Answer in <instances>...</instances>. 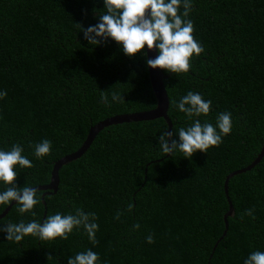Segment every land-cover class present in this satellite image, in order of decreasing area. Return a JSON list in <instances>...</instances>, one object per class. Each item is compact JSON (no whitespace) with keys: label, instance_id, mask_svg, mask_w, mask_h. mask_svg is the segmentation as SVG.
<instances>
[{"label":"trees","instance_id":"obj_1","mask_svg":"<svg viewBox=\"0 0 264 264\" xmlns=\"http://www.w3.org/2000/svg\"><path fill=\"white\" fill-rule=\"evenodd\" d=\"M191 5L187 19L204 52L193 56L186 74L162 70L169 76L164 83L171 131L178 135L193 122L175 106L192 91L212 101L209 114L199 118L202 124L215 126L221 112L231 113L230 134L189 160L179 151L162 152L159 137L169 131L164 118L103 128L81 157L62 166L56 192L43 197L45 191H37L35 216H21L15 205L0 219V227L42 222L46 210L47 218L81 208L98 217V243L82 228L52 242L33 237L10 242L0 232V264H68L89 249L98 254L97 264H244L252 252H264V155L229 178L234 213L219 239L229 208L225 178L248 166L264 142V0H191ZM103 14L104 0H0V92H7L0 99V150L20 145L33 164L16 166L17 189L49 183L55 162L78 150L93 125L157 105L147 56L130 59L110 38L96 46L84 39L78 25L95 26ZM100 91L108 93L110 106ZM113 92L124 102L111 103ZM45 139L51 153L37 159L35 146ZM8 206L0 205V214ZM248 209L255 219H241ZM117 212L124 213L119 220ZM149 235L152 244L146 242Z\"/></svg>","mask_w":264,"mask_h":264},{"label":"clouds","instance_id":"obj_2","mask_svg":"<svg viewBox=\"0 0 264 264\" xmlns=\"http://www.w3.org/2000/svg\"><path fill=\"white\" fill-rule=\"evenodd\" d=\"M181 6L182 14L179 13ZM191 7V0H104L105 14L99 16L98 24L87 29L78 26L90 45L96 46L110 38L121 46L123 53L130 59L138 53L147 56L143 52L145 47L149 51L155 48L158 55L155 59L146 60L147 68L183 75L190 70L193 56L198 57L204 52L203 46L193 36L192 21L187 19ZM6 95V91L0 92V99ZM100 99L105 106H110L107 92L100 91ZM122 102L124 100L119 93L111 94V103ZM211 105V100H205L196 92L189 91L183 96L175 106L193 122L187 128H179L178 135L173 131H163L159 137L162 152L172 155L179 151L185 159L190 160L196 152L206 153L210 148L218 147L222 138L232 130V119L231 113L221 112L215 126L206 121L202 124L199 118L209 114ZM173 136H178L179 141ZM51 148V141L45 139L35 146L34 155L42 160L50 155ZM22 153L20 145H13L9 151L0 150V183L6 186V190L0 192V205H9L15 201L21 216H35L33 209L40 203L37 190L26 185L17 189L14 184L17 165L22 169L33 167L32 162ZM132 208L133 205L129 203L127 211L131 212ZM123 214L117 212L115 218L119 220ZM244 215L255 219L252 209L246 210L241 219ZM97 219L95 213H85L81 208H76L74 214L62 215L57 212L49 215L42 224L35 219L27 223L24 220L8 223L0 227V232L6 233V240L10 242L19 243L26 237L52 242L57 239L67 240L74 229L82 228L89 241L95 245L98 243ZM139 228V224L134 225V229ZM146 242L154 243L153 236H147ZM98 261V254L89 249L69 258L68 264H97ZM244 264H264V252H252Z\"/></svg>","mask_w":264,"mask_h":264},{"label":"water","instance_id":"obj_3","mask_svg":"<svg viewBox=\"0 0 264 264\" xmlns=\"http://www.w3.org/2000/svg\"><path fill=\"white\" fill-rule=\"evenodd\" d=\"M145 49L147 53V59H155L156 56L158 55V51L155 48L151 51H149L147 47H145ZM148 73H149L151 87H152V90L157 100V107H154L153 109L145 110V111L114 115L112 117H108L98 122L97 124L93 125L89 130L87 138L85 139L84 143L78 150L62 157L61 159L55 162L53 166V171H52L50 182L44 185L33 187L35 190L45 191V193L43 194V197L46 196L47 192L48 193L56 192L58 190L59 183H60L59 171L62 168V166L81 157L86 152V150L90 147L96 135L105 127H108L114 124L124 123V122H138V121H144V120H154L157 118H164L169 126V131L172 130L173 122L168 114L169 107H170V99H169V95H168V92L166 90L165 83H164V81L167 80L169 76L164 75L161 69L148 68ZM263 155H264V142H263L260 153L248 166H245L241 169H237L226 176L223 186H224V192L227 196L226 198L229 204V208L223 216L225 230L219 239H222L226 235V231L228 228L227 218L232 216L234 213L233 205L228 197L229 178L235 174L250 170L254 165H256L259 162V160L261 159ZM43 204L47 207L46 201L44 200V198H43ZM15 205H16L15 201H12L9 204V206L4 210V212L0 214V219L5 218ZM46 215H47V210L44 212V216H43L41 224L46 218Z\"/></svg>","mask_w":264,"mask_h":264}]
</instances>
